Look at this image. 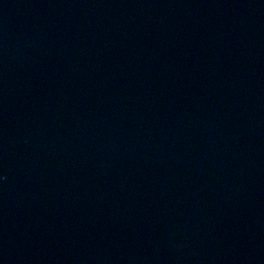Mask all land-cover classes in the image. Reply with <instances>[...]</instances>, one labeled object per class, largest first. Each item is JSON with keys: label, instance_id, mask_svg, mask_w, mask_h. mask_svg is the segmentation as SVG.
I'll return each mask as SVG.
<instances>
[{"label": "water", "instance_id": "water-1", "mask_svg": "<svg viewBox=\"0 0 264 264\" xmlns=\"http://www.w3.org/2000/svg\"><path fill=\"white\" fill-rule=\"evenodd\" d=\"M0 264H264V0H0Z\"/></svg>", "mask_w": 264, "mask_h": 264}]
</instances>
